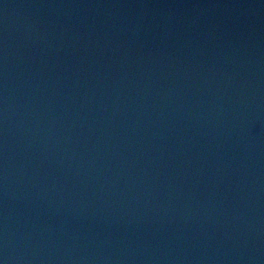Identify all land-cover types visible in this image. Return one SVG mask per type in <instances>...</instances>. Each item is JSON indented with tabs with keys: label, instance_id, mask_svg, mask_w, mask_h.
I'll return each instance as SVG.
<instances>
[{
	"label": "water",
	"instance_id": "obj_1",
	"mask_svg": "<svg viewBox=\"0 0 264 264\" xmlns=\"http://www.w3.org/2000/svg\"><path fill=\"white\" fill-rule=\"evenodd\" d=\"M0 264H264V0H0Z\"/></svg>",
	"mask_w": 264,
	"mask_h": 264
}]
</instances>
